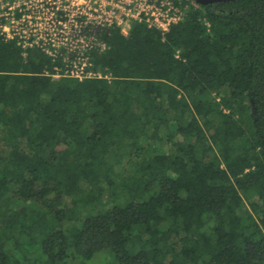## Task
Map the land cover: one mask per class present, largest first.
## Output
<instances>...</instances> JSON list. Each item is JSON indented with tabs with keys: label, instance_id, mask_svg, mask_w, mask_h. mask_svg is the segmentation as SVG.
Listing matches in <instances>:
<instances>
[{
	"label": "trees",
	"instance_id": "trees-1",
	"mask_svg": "<svg viewBox=\"0 0 264 264\" xmlns=\"http://www.w3.org/2000/svg\"><path fill=\"white\" fill-rule=\"evenodd\" d=\"M107 44L54 80L0 37V264H264V0Z\"/></svg>",
	"mask_w": 264,
	"mask_h": 264
},
{
	"label": "built area",
	"instance_id": "built-area-1",
	"mask_svg": "<svg viewBox=\"0 0 264 264\" xmlns=\"http://www.w3.org/2000/svg\"><path fill=\"white\" fill-rule=\"evenodd\" d=\"M199 7L194 0H0V37L23 57L28 51L47 57L56 68L52 79L107 77L96 70L94 55L108 49L112 30L127 36L136 22L164 36Z\"/></svg>",
	"mask_w": 264,
	"mask_h": 264
},
{
	"label": "rangeland",
	"instance_id": "rangeland-1",
	"mask_svg": "<svg viewBox=\"0 0 264 264\" xmlns=\"http://www.w3.org/2000/svg\"><path fill=\"white\" fill-rule=\"evenodd\" d=\"M99 71V70H98ZM99 73L102 75V73L99 71ZM54 80H58L59 78H53ZM164 151L167 152L166 148H163ZM157 151H161V149H158ZM122 168L125 169L126 166L123 164ZM128 168V167H127ZM116 173H120L117 176L114 177V180L119 182L123 176L126 177V174L123 171H117ZM256 195L253 192H246L242 194V200L243 202L248 205L250 202H252L255 199ZM68 198H64V202L67 204L68 203ZM105 200V199H104ZM77 208L80 207H85V206H80L79 204L76 206ZM74 212H78L79 209L74 208ZM1 219V216H0ZM73 264V263H72ZM89 264H112L111 257L107 253L101 252L97 254L91 261H89Z\"/></svg>",
	"mask_w": 264,
	"mask_h": 264
},
{
	"label": "water",
	"instance_id": "water-1",
	"mask_svg": "<svg viewBox=\"0 0 264 264\" xmlns=\"http://www.w3.org/2000/svg\"><path fill=\"white\" fill-rule=\"evenodd\" d=\"M194 1L201 6H206V5H213L215 3H222V2L234 1V0H194Z\"/></svg>",
	"mask_w": 264,
	"mask_h": 264
}]
</instances>
